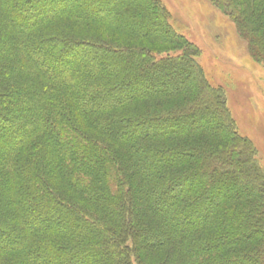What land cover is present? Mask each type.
<instances>
[{
  "label": "trees",
  "instance_id": "obj_1",
  "mask_svg": "<svg viewBox=\"0 0 264 264\" xmlns=\"http://www.w3.org/2000/svg\"><path fill=\"white\" fill-rule=\"evenodd\" d=\"M210 1L264 63V0ZM167 18L0 0V264H264L254 148Z\"/></svg>",
  "mask_w": 264,
  "mask_h": 264
},
{
  "label": "rangeland",
  "instance_id": "obj_2",
  "mask_svg": "<svg viewBox=\"0 0 264 264\" xmlns=\"http://www.w3.org/2000/svg\"><path fill=\"white\" fill-rule=\"evenodd\" d=\"M160 2L171 29L196 47L195 60L207 83L221 87L234 128L252 144L264 175V63L251 55L235 24L210 0ZM137 44L159 55L173 51L169 44L155 40Z\"/></svg>",
  "mask_w": 264,
  "mask_h": 264
}]
</instances>
